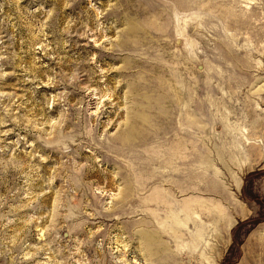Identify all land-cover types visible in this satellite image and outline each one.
<instances>
[{
  "label": "rangeland",
  "instance_id": "rangeland-1",
  "mask_svg": "<svg viewBox=\"0 0 264 264\" xmlns=\"http://www.w3.org/2000/svg\"><path fill=\"white\" fill-rule=\"evenodd\" d=\"M0 264H264V0H0Z\"/></svg>",
  "mask_w": 264,
  "mask_h": 264
},
{
  "label": "bare ground",
  "instance_id": "bare-ground-1",
  "mask_svg": "<svg viewBox=\"0 0 264 264\" xmlns=\"http://www.w3.org/2000/svg\"><path fill=\"white\" fill-rule=\"evenodd\" d=\"M250 64H251V63H250V61H249V60H246V61H245V67H249V66H250ZM209 213H211V212H209ZM210 215H211V214H210ZM212 215H213V214H212ZM215 215H216V214H215ZM216 217H217V216H216ZM214 219H215V218H214ZM216 232H217V231H216ZM214 236H215V235H214ZM217 251H218V249H217V250H215V251H214V253H215V252H217Z\"/></svg>",
  "mask_w": 264,
  "mask_h": 264
}]
</instances>
